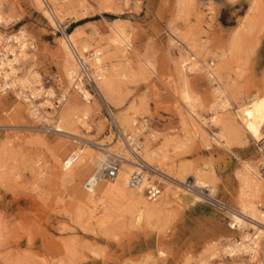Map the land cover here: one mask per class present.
<instances>
[{
	"label": "rangeland",
	"instance_id": "rangeland-1",
	"mask_svg": "<svg viewBox=\"0 0 264 264\" xmlns=\"http://www.w3.org/2000/svg\"><path fill=\"white\" fill-rule=\"evenodd\" d=\"M81 1L87 11L78 10L54 29L32 0H0V8L4 13L19 20L18 24L0 25V34H14L20 29L27 33L28 39L36 48V54L30 56L34 58L36 55L34 67L42 76L52 77V90L57 95L62 88H70L63 76V53L58 39L78 30L83 35H90L93 31L95 37L105 38L110 25L116 20L122 21L129 35V47L125 52L129 61L128 69L135 72L143 70L144 76L137 78L134 84L126 85L129 95L118 111L143 99L145 111L140 112L142 115L138 113L136 119L141 118L140 116L147 119V133L155 135L156 139L160 138L154 143V148L165 138H181L183 122L188 123L189 120L178 95L180 85L173 64L178 56V48L171 47L170 37L166 36V32L170 34L172 27L178 30L185 28L184 21L176 19V0H128L127 5L119 0L118 12L113 11L114 13L100 10L97 0ZM246 9L247 4L243 1L232 7L226 0H196L195 10L198 11V16L194 15L189 19L190 25L195 26L194 41L202 40L206 51L211 53L222 49L239 27ZM253 43V49H250V44L244 45L248 48L242 54L239 64L229 66L231 81L244 100L264 94V33L256 36ZM103 44L106 42L101 44L106 48ZM101 46L94 45L91 50L97 51L102 49ZM202 77L196 80L193 75H188V80L191 91L204 103V109H197V113L205 124L202 127L210 139V145L205 148L198 135L192 136L188 151L169 155L177 165L185 163L200 168L204 163L208 164L215 187L212 198L201 196L205 193L204 190L194 188L191 180L182 184L174 183L153 170L148 175H158L151 178V183L159 185L161 195L167 181L172 183L171 187L178 193L177 198L169 205L170 218L167 226L160 231L159 226L154 223L146 225L142 222L137 225L125 220L113 237L104 236L94 228L81 229L68 218L67 214L72 213L76 207V203L69 198L71 188L60 186L52 176V155H57L61 162L74 148L69 145L71 142L67 135L53 131L51 134L38 132L37 125L35 128L29 127L34 122L32 120H27L25 124L18 123L15 112L10 110L16 101L0 97V148L6 146L10 150V154L2 159L1 173L5 175H0V264H15L17 258L23 256L30 257L33 264H185L186 261L187 264H198V259L208 245L216 243L220 247L229 239L242 237L240 230H229L228 225L234 223L231 216L228 212L219 210L213 201L224 204L232 211L238 210L236 171L241 167L240 161L260 166L263 160L258 149L260 144L250 141L247 147L233 148L230 153L212 141L211 138H214L218 130L208 120L211 90L207 79ZM71 94L80 104L79 98L73 92ZM107 104L114 110L117 118L118 111ZM89 126L92 129L90 134L83 131L80 134L88 140L104 143L107 135L105 121L96 103L90 106ZM125 132L128 133L127 130ZM35 135L45 140L41 143L30 142ZM140 138V142H144L143 135ZM80 161L81 158L78 163ZM35 163L37 166H34ZM151 166L158 168L155 163ZM92 169L93 167L89 173ZM39 172L42 174L39 175ZM86 176L78 184L82 193L85 192L82 182ZM186 185H189V189ZM188 193L199 197L201 201L193 198L195 203L191 202L192 198ZM259 202L258 207L264 213V193ZM30 241H33L34 246L29 245ZM260 242V254L264 258V242L262 239ZM65 243H74L76 253L73 258H66ZM157 251L162 256L158 257ZM222 258L217 254V259L212 264H248L243 259Z\"/></svg>",
	"mask_w": 264,
	"mask_h": 264
},
{
	"label": "bare ground",
	"instance_id": "bare-ground-1",
	"mask_svg": "<svg viewBox=\"0 0 264 264\" xmlns=\"http://www.w3.org/2000/svg\"><path fill=\"white\" fill-rule=\"evenodd\" d=\"M32 1L42 13L49 26L54 29L61 26L67 16L75 14L78 10H86L81 0ZM121 1L124 5L128 4V0ZM242 1L247 4V9L239 27H237L233 36L222 49L211 53L206 51V45L202 40L194 41L195 29L193 27L195 26L190 25L189 19L194 15L195 17L198 16L196 14L198 12H196L197 8L195 10L196 0H176V19H182L185 28L184 30H178L172 27V25L170 26L172 28L169 36V45L173 48H178V56L173 64L180 85L178 95L186 108V111H184L189 122H183V134L181 138H165L156 148H154L156 145L154 143L159 141L160 138L156 139L155 135L147 133V130L143 131L144 129L141 124L139 126L140 129H136L138 122L136 116L140 112L145 111L146 108L143 99L132 102L125 110L118 111L122 108L125 98L129 95V92L125 88L126 85L134 84L137 78L140 79L144 76L143 70L135 72L128 69L129 61L126 59L125 52L126 48L129 47V35L125 26L122 25L123 22L116 20L114 23H110L111 25L105 38L95 37L93 31L90 32V35H83L78 30L58 39L63 53V76L68 84H70L69 80L71 76L76 72V65L70 48L77 49V53L82 57L85 53L91 51L94 45L101 46L102 42H106V44H103L107 46H105L106 48L101 46L102 49L95 51L100 54V57L95 60L93 65L95 69L102 67L101 71L103 75L98 87L104 102L111 104L118 111L117 121L120 128L123 129V134L133 135L135 138L143 135L144 142L138 145H141L142 148L140 157L148 166L155 163V166H158V168L155 169L151 166L152 169L158 171V174L160 173L171 179L174 183L182 184L191 180L190 183L194 188L204 190L205 193L200 195L207 198H212L215 191L212 183L213 177H211L213 173L210 166L206 163L200 168H194L192 167L194 165L191 164V166L185 163L177 165L169 155V153L175 152L184 154L188 151L192 143V136L198 135L201 144L205 148H208L210 145V139L202 127L205 124L197 113V109L200 111L205 106L201 98L194 95L191 91L188 75H193L197 78L196 80L204 76L210 85V102L207 109L210 118L208 120L218 130L214 134V138H211L213 142L231 153L233 148L247 147L250 141L259 143L264 138V94L254 96L251 99H242L236 91L235 84L231 81L229 74L231 70L229 66L240 62L242 54L246 52L248 47H244V45L250 44V49H253L255 37L264 33V0H226L232 7ZM97 2L100 10L118 12L119 0H97ZM11 23L18 24L19 20L12 18V15L9 13L5 14L0 8V25L8 26ZM18 37L28 39L27 33L22 29L11 35V38L16 39ZM257 44L255 45L258 46ZM146 64V66H149V63ZM69 89H65V87L61 89L60 99H63L64 103L62 109L57 112V116L53 118L52 115L51 122L52 131L67 135V139L70 141L71 136L82 137V134H80V131H82L81 126L87 129L86 134H90L92 129L88 124H80L78 122L79 116L89 121L91 105L83 102L78 104V99L71 94ZM125 90L126 92H124ZM49 92H52V98L57 96L52 88L49 89ZM11 106L10 110L11 112H15L14 116L18 123L25 124L27 120H32L33 116L28 105L13 102ZM42 120L50 122L49 117ZM32 123L30 126H27L35 128L37 122L34 121ZM98 129H101L100 124L98 125ZM126 130L128 133L125 132ZM38 132L40 131L38 130ZM104 139V143H98V145L107 146L110 152L120 156L123 160L122 165L115 179L101 183L89 192L84 190L83 183L91 175L92 171L89 173L91 167L94 168L102 158L98 149L84 144L79 151L81 161L77 162L78 164L76 163L69 170L62 168L63 160L60 162V158L57 155H52L54 163V170H52V172L54 171V175L52 176L57 179L60 186L71 188L69 198L76 203L73 212L67 214L68 218L81 229L89 230L94 228L108 237H113L116 229L125 220L137 225L142 222L146 225L154 223L159 226L160 231L164 230L170 218L169 205L177 198L178 194L174 187H171L172 183H168L167 181L164 192L157 202H148L143 194V190L152 182L151 178L158 175H144L143 184L138 188L128 185L129 177L136 169L134 163H131L127 146L123 145L122 139L113 141L106 135ZM43 140L45 139L35 135L30 142L41 143ZM69 145H72V143ZM9 154L10 150L6 146L0 148V175L3 174L1 173L3 170L2 159ZM36 164L34 166H37ZM240 166V169L236 171V177L238 178V192L236 196L238 210L232 211L228 208L227 212L231 216L232 221L238 226V230L241 231L242 239L248 238V232L253 231L257 234V238L262 239L264 242V213L258 207L260 204L259 200L264 193V172L260 171L259 166L256 167L255 164L249 162L240 161ZM41 174L42 172H39V175ZM87 174L88 176H86ZM84 176L86 178L82 182V189L85 192L83 191L84 193H82L78 184ZM173 185L176 187L175 184ZM188 195L192 198L191 202H194V199L201 201L197 196L189 193ZM29 245L34 246L33 241H30ZM74 246V243H65L66 258H73L75 256ZM223 249V245L218 247L216 243L208 245L203 251L202 257L198 259V264H212V261L217 259V254L223 253ZM157 256H162V253L158 252ZM29 258L26 256L18 257L15 264H33ZM147 260L150 259L147 258ZM187 263L186 261L185 264Z\"/></svg>",
	"mask_w": 264,
	"mask_h": 264
},
{
	"label": "built area",
	"instance_id": "built-area-1",
	"mask_svg": "<svg viewBox=\"0 0 264 264\" xmlns=\"http://www.w3.org/2000/svg\"><path fill=\"white\" fill-rule=\"evenodd\" d=\"M11 35L7 33L0 34V97H8L13 101L28 105L33 116L32 121L37 122L38 130L45 134H51L52 114L53 118L57 116L64 100L60 99L59 93L55 98H52V92H49V89L52 88V77L42 76L38 72L39 70L34 67L35 57L30 56L35 53V44L22 37L11 38ZM166 36L169 37L170 34L166 32ZM70 49L76 65V72L69 80L70 91L83 103L88 105L96 103L99 113L105 121L106 136L111 137L113 141L123 140V145L128 148L131 163H134L136 169L130 175L128 185L138 188L143 184V176L151 173L153 169L140 157L142 148L138 144L141 143V138L123 134V129L119 126L114 110L102 99L98 87L102 80V67L95 69L93 65L100 54L91 50L81 57L74 48ZM55 78L58 79L57 76ZM46 117H49V123L42 120ZM137 121L136 129L139 130L141 124L143 131L148 130L149 123L147 119L141 117ZM78 122L89 125V121L82 116H79ZM81 128L83 132H86L82 126ZM82 137L71 136L70 141L74 146V150L63 159L62 168L69 170L79 161V151L84 144L94 149L97 148L102 158L83 183L84 190L89 192L97 185L115 179L123 160L120 156L110 152L107 146H100L98 142ZM262 141L263 139L258 143L260 144L258 149L263 157L259 166L260 171L263 173L264 141ZM185 187L189 189L187 185ZM143 194L148 202L155 203L161 196V188L158 184L150 183L144 188ZM213 202L219 210L227 212L228 208L224 204L215 200ZM228 227L233 232L238 231V226L235 223L229 224ZM260 245V239L252 231L246 239H242V237L229 239L228 242L223 244V253L220 252L219 256L225 259H243L248 264H263L264 258L260 254Z\"/></svg>",
	"mask_w": 264,
	"mask_h": 264
},
{
	"label": "crops",
	"instance_id": "crops-1",
	"mask_svg": "<svg viewBox=\"0 0 264 264\" xmlns=\"http://www.w3.org/2000/svg\"><path fill=\"white\" fill-rule=\"evenodd\" d=\"M36 54V53H35ZM34 57H35V60H36V55H34Z\"/></svg>",
	"mask_w": 264,
	"mask_h": 264
}]
</instances>
